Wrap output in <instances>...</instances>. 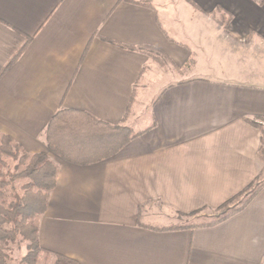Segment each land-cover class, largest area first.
I'll use <instances>...</instances> for the list:
<instances>
[{"label":"crops","instance_id":"obj_1","mask_svg":"<svg viewBox=\"0 0 264 264\" xmlns=\"http://www.w3.org/2000/svg\"><path fill=\"white\" fill-rule=\"evenodd\" d=\"M178 2L0 0V133L59 168L40 223L44 249L80 264H264V189L217 225L167 230L259 175L260 133L246 119L264 118V85L202 76L209 57L197 53L214 37L222 51L264 42V0ZM141 47L179 65L194 53L199 67L164 81ZM61 110L135 137L109 160L65 161L45 139Z\"/></svg>","mask_w":264,"mask_h":264},{"label":"trees","instance_id":"obj_2","mask_svg":"<svg viewBox=\"0 0 264 264\" xmlns=\"http://www.w3.org/2000/svg\"><path fill=\"white\" fill-rule=\"evenodd\" d=\"M141 4L151 6L149 1ZM231 20V16L223 14L220 23L226 28ZM139 50L153 58L155 53L157 56L164 54L151 47ZM246 121L261 133V157L264 151V118H247ZM134 137L128 127L112 126L88 113L72 110L59 111L45 131L50 151L65 161L79 165L96 164L115 157ZM58 173L57 164L47 153H29L9 135L0 133V264H7L4 244L19 239L28 243L24 264H80L44 249L40 243L41 219L56 188ZM258 179L259 175L243 191L221 205L217 212L222 213L215 221L204 225L174 226L167 230L209 227L224 222L245 209L263 190L257 183ZM243 196L246 198L234 208L232 205Z\"/></svg>","mask_w":264,"mask_h":264},{"label":"rangeland","instance_id":"obj_3","mask_svg":"<svg viewBox=\"0 0 264 264\" xmlns=\"http://www.w3.org/2000/svg\"><path fill=\"white\" fill-rule=\"evenodd\" d=\"M172 6H179L178 0H174V4ZM222 25V24H221ZM224 29H227V27ZM222 32V31H221ZM220 32V34H221ZM213 33V31H211ZM226 34V33H225ZM226 39H229V35L225 36ZM212 46L209 48L210 51H203L201 54L198 52L197 55L202 58L209 57V59L205 62L200 60L201 64L204 63L203 66L207 67L201 75L207 76L211 79H225L236 81L241 84H250V85H264V42L262 41L260 44L253 46L251 40H248L244 43L235 42L231 45L228 42H225L226 46L224 50H218L217 42L215 43V37L213 38ZM230 42V41H229ZM240 45H237V44ZM218 53L225 54L221 58L218 57ZM153 58L155 61L157 72H161L164 81H174L176 78H184L188 77L190 73L196 69L197 64L199 67L198 60L195 58V54H191L190 61L189 59L183 64L179 65L175 63L172 59H170L167 55H156ZM202 54L204 56H202ZM237 55V56H236ZM200 57V58H201ZM202 66V65H201ZM200 66V70H202ZM198 71V70H197ZM169 80H166L165 77ZM256 128V127H255ZM258 130V129H257ZM259 131V130H258ZM260 133V131H259ZM260 141H261V133H260ZM262 155L259 157L261 160V169L259 171V179L257 181L258 185H261L264 189V151L261 152ZM246 197H242L237 200L232 206L235 208ZM240 205V204H239ZM216 208H204L200 211H196L195 215H182L179 214V218L174 223L175 227H186V226H194V225H204L215 221L217 217H219L222 213L217 212ZM192 214V213H190ZM174 227V226H172ZM199 228V227H195ZM5 254L7 264H24L23 258L28 253V243L19 239L16 242L5 243Z\"/></svg>","mask_w":264,"mask_h":264}]
</instances>
